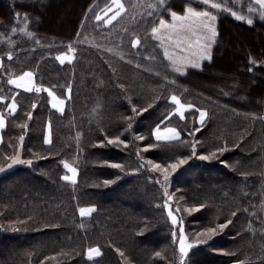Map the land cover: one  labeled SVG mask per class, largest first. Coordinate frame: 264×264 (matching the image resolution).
Masks as SVG:
<instances>
[{
	"label": "trees",
	"instance_id": "obj_1",
	"mask_svg": "<svg viewBox=\"0 0 264 264\" xmlns=\"http://www.w3.org/2000/svg\"><path fill=\"white\" fill-rule=\"evenodd\" d=\"M123 2L127 15L114 21L113 28L97 27L93 15L110 0H0V57L5 65L10 64L17 73L34 71L36 83L54 86L61 97L67 94L66 83L72 85L71 99L65 100L61 113L52 108L46 91L15 89L6 83L0 70V95L15 94L18 105L16 112L9 114L5 105L10 99L0 101V111L5 115L0 161L5 154L14 152H19L23 161L33 160L31 165L16 163L0 171V264H179V253L171 237L173 227L163 207L165 197L160 185L149 179L159 174L141 165L147 159L167 162L177 155L190 156L193 141L197 142V155L170 177V203L173 208L182 209L179 215L183 216L190 237L194 235L191 229L197 231L210 222L212 226L226 219L233 222L207 244L195 246L187 258L188 264H236L237 260L261 264L264 20L249 15L253 19L249 25L227 10L208 6L217 16L218 36L212 59L205 60L200 70L176 75L150 33L153 22L158 23L161 15L170 20V13L157 9L148 15L146 6L155 0ZM214 2L242 12L235 0ZM189 3L205 7L202 0H166L178 12ZM90 6H95L93 11H89ZM25 15L29 17L27 29L39 43L19 31L11 32L13 27L26 26ZM124 28L129 31L124 32ZM133 30L142 38L148 37L142 40L139 51L130 46ZM78 32L82 33L81 40L88 36L91 44L77 43L74 63L60 64L54 58L56 52L70 40L75 43ZM6 37L14 43L9 44ZM96 44L105 47L97 48ZM107 46L113 47V53L105 50ZM13 49L15 55L8 61L5 53ZM118 50L126 59L114 54ZM129 58L132 63L127 62ZM253 60L257 63L253 64ZM109 64L116 68L115 73ZM165 74L169 75V82L163 80ZM172 79L176 80L175 85L170 83ZM173 91L182 101L207 109L209 116L201 130L191 136L189 132L199 127L198 113L187 110L184 119L173 114L162 127L170 122V126L181 131L184 142H157L150 130L173 110L167 98ZM155 96L160 99L154 100ZM149 102L152 107L146 112H131L133 104L147 107ZM29 111L33 114L31 119L27 117ZM127 115L134 116L133 128L128 130L123 119ZM49 120L53 143L45 144ZM21 123H27L28 128L22 129ZM133 133L144 135L145 140H136ZM105 134H122L129 144L126 148L100 145L98 141ZM225 140L228 147L223 154L217 153L209 161L199 159L200 154L222 146ZM147 143L157 146L145 151L143 145ZM140 156L145 160L141 161ZM62 160L78 167L75 185L61 179L66 174ZM104 161L122 163L125 169L112 168ZM138 167L139 171H131ZM105 179L113 183L105 185ZM199 203L204 208L192 213L183 211V206ZM92 204L96 211L80 217L78 206ZM233 211H237L235 217L231 216ZM81 223L84 227H80ZM96 245L102 254L89 260L87 248ZM117 247L123 250L124 257L116 252ZM155 252L161 255L155 256ZM45 256L49 259L44 260Z\"/></svg>",
	"mask_w": 264,
	"mask_h": 264
},
{
	"label": "snow or ice",
	"instance_id": "obj_2",
	"mask_svg": "<svg viewBox=\"0 0 264 264\" xmlns=\"http://www.w3.org/2000/svg\"><path fill=\"white\" fill-rule=\"evenodd\" d=\"M204 8H198L189 3L182 12H178L172 10L170 6L166 4V0H155V3H148L147 9L148 15L155 14V10L164 9L168 13H170L171 19H165L163 15L159 16L158 23L153 22L150 33L151 38L159 41L160 48L163 49V56L168 62V67L171 68L172 72L181 74L186 72L188 66H192L195 68L201 67V61L207 59H212V48L213 45L217 41V28L215 21L217 16L213 11L208 10V6L210 5L212 9L215 10H227L230 12L232 16H234L238 20H246V22L251 25L253 24V19L249 16L246 17L236 11H232L230 7L225 8V5L222 3L214 2V0H202ZM255 4L259 6V14L260 18L264 20V0H255ZM95 6H90L89 11H93ZM248 11L254 12L256 9L249 4ZM19 17V13L16 14ZM94 20L97 22V27L100 26H112L114 21L123 20L124 15H127V6L123 2V0H110V3L106 4L104 8L100 9L99 12H94ZM87 13H85V20H87ZM135 19V16L132 17ZM29 17L27 15L24 16L25 27L17 29L13 27L11 32L13 34L18 31L23 33L24 35L32 38L36 43H39L36 40L33 32L28 31L27 29V21ZM83 28V23L81 24ZM124 32H128L129 29L124 28ZM110 34V32H109ZM82 33L76 34V42L69 41L66 45L63 46V50H58L55 54V59L60 62V64L74 63L76 60V53L78 51L76 44L77 43H89L91 44V40L88 36H84V39L81 40ZM148 38L147 36L142 38L137 32L134 30L131 33L129 38L131 48L137 49L139 51V46L142 44V40ZM9 44H13L14 42L10 37H6ZM95 37H92L94 40ZM121 44L123 43V37H120ZM97 48H104V45L96 44ZM119 48V46H118ZM105 50L109 53H113V47L107 46ZM8 61H12L15 51L8 50L6 53ZM51 54V53H50ZM118 55L120 59H126L125 54L122 50H118L114 53ZM149 59H155L154 56H150ZM128 63H132V60L129 58ZM253 64L257 63L255 60L252 61ZM109 67L112 68L113 73L116 72V68L109 64ZM137 67H140L137 64ZM0 70H3L6 79V83L8 85H14L15 89H24L29 93H40L46 91L48 96L51 98L50 103L52 108L57 109L61 113L64 111V105L66 99H71L72 93V85L70 83H66L65 88L67 94L64 97L58 96L56 92L53 90L54 86L45 87L43 82L36 83L34 81L35 72L32 70H25L17 73L11 68V65H5L3 57H0ZM158 76L159 72L156 73ZM163 80L169 82V75L165 74L163 76ZM172 85L176 84V80L172 79L170 81ZM124 87V85H121ZM15 89H12L13 93H15ZM168 100L171 101L173 106V110L168 112L164 116V120H162L159 124H156L154 128L150 130V136L155 138L157 142H171V141H181V131L177 129L175 126H163L165 121H169L170 117L173 114H178L181 119L185 118L186 110H194L198 113V122L199 127H194L189 135L194 136L196 132H199L201 128L205 125L206 118L209 116L208 110L203 107H198L197 105L184 102L181 99V96L178 95L175 91L171 92L167 97ZM6 103L5 108L9 114L15 113L17 110V101L16 96L13 94L11 97H7L5 95H0V101H9ZM154 100L160 99L159 96H155ZM33 108L36 107L35 103L32 105ZM152 107V102H149L147 107L139 106L136 104L132 105L131 112L135 115H140L147 111L148 108ZM32 112H27L28 119L32 118ZM123 119L126 123V130L133 128V115L124 116ZM22 129H27V123H21L19 125ZM5 127V115L3 111H0V129ZM79 136V134H77ZM136 140L144 141L145 136L142 134L133 133ZM2 139V137H0ZM19 141H24V135L21 134L19 136ZM184 142V141H181ZM45 144H52V123L51 120L47 123V133L44 136ZM100 145H115L116 147L124 146L125 148L128 146L129 141L127 138H122V134L110 135L105 134V138L98 141ZM157 145L155 143H147L143 145L145 151L148 149L154 148ZM236 146V145H234ZM190 147L192 149L190 156L185 155H177L174 159H170L167 162H157L154 159H147L146 164H142L141 166L147 167L151 173L159 174V176H150L149 179L155 180L157 184L160 185L163 196L165 197L163 202V207L167 209V216L171 221V225L173 230L171 232V237L173 243L176 245V248L179 253V264H188V257L190 255L191 250L198 245L207 244L213 237H215L218 231H223L229 224L233 221L232 219H226L222 223H217L215 226H212L211 222L209 226L202 227L201 229L194 232L193 236H189L185 231L183 216L179 215L182 209L179 206L173 208L170 201L173 200L172 194L168 191V185L170 183V177L181 167V165L187 164L189 159L192 156L197 155V142L193 141L190 143ZM228 147V142L225 140L222 146L216 147L213 151L202 153L199 155V159L203 161H209L216 157L217 153L223 154ZM140 154L139 147L137 148V155ZM140 160L144 161L145 158L140 156ZM33 160L30 158L27 161L21 160L19 152H14L11 155L5 154L2 161H0V171H4L5 168H10L12 165L16 163H27L31 165ZM222 163H227V161H221ZM63 168L66 170V174L62 175L61 179L63 181H68L71 184L75 185L77 183L78 177V167L75 166L74 163H69L68 160L61 161ZM105 164L110 163L112 168L116 169H125V165L117 162L104 161ZM138 168L131 169V171H139ZM118 178V177H117ZM105 185L113 183L110 179H105L103 181ZM183 200V197H180ZM204 208V204L199 203L192 206H185L183 211L192 213ZM96 211V205L92 204L89 206H78V212L80 217H88ZM237 215V211H233L231 216L235 217ZM29 219H31L29 217ZM21 222V221H16ZM80 227H84L83 223H81ZM249 227L251 228V223H249ZM116 252L120 254L121 257L125 256V253L119 247L116 248ZM87 257L89 260H92L94 257H99L101 253L100 246H89L87 248ZM155 256H160V252H155ZM49 257L45 256L44 260H48ZM261 260V264H264V248H262L261 256L258 257ZM43 264V261L40 262ZM130 264V262H129ZM236 264H243V261L237 260Z\"/></svg>",
	"mask_w": 264,
	"mask_h": 264
},
{
	"label": "rangeland",
	"instance_id": "obj_3",
	"mask_svg": "<svg viewBox=\"0 0 264 264\" xmlns=\"http://www.w3.org/2000/svg\"><path fill=\"white\" fill-rule=\"evenodd\" d=\"M235 2H236V5L238 6V8L240 9V11H242L241 12V14L242 15H245L246 17H248L249 15H255V16H257L259 19H261L260 18V14H259V6L258 5H256L255 4V0H235ZM249 4H251L255 9H256V11H254V12H249L248 11V5ZM210 6V5H209ZM211 7V6H210ZM262 20V19H261ZM216 22H217V19H216V21H215V24H216ZM157 41V40H156ZM159 44H160V42L159 41H157ZM237 42H235V44H236ZM205 60H207V59H205ZM205 60H203V61H201V67L200 68H195V67H192V66H188V68H187V70H186V72H184V73H181L182 75L183 74H186L188 71H190V70H200L201 68H202V65H203V63H204V61ZM176 75H178L177 73H176ZM185 206H183L182 208H184ZM194 216H198V215H194ZM193 220H196V218L194 217L193 218ZM192 230V232H193V234H194V232L196 231V230H194V229H191Z\"/></svg>",
	"mask_w": 264,
	"mask_h": 264
},
{
	"label": "crops",
	"instance_id": "obj_4",
	"mask_svg": "<svg viewBox=\"0 0 264 264\" xmlns=\"http://www.w3.org/2000/svg\"><path fill=\"white\" fill-rule=\"evenodd\" d=\"M14 86V85H13ZM22 90H24V89H22ZM187 111V110H186ZM185 111V112H186ZM178 115V114H177ZM179 116V115H178ZM3 129H0V137H1V131H2ZM0 143H1V139H0Z\"/></svg>",
	"mask_w": 264,
	"mask_h": 264
}]
</instances>
